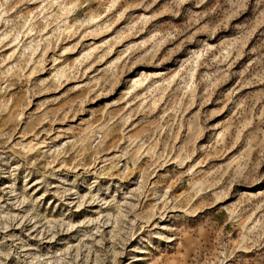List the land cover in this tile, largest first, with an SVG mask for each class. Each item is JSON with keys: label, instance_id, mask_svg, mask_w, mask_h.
I'll list each match as a JSON object with an SVG mask.
<instances>
[{"label": "rangeland", "instance_id": "374dc122", "mask_svg": "<svg viewBox=\"0 0 264 264\" xmlns=\"http://www.w3.org/2000/svg\"><path fill=\"white\" fill-rule=\"evenodd\" d=\"M0 264H264V0H0Z\"/></svg>", "mask_w": 264, "mask_h": 264}, {"label": "bare ground", "instance_id": "6f19581e", "mask_svg": "<svg viewBox=\"0 0 264 264\" xmlns=\"http://www.w3.org/2000/svg\"><path fill=\"white\" fill-rule=\"evenodd\" d=\"M69 2V1H68ZM66 3V2H65ZM64 4V3H63ZM70 4H72V2H70ZM60 6V5H59ZM62 6V5H61ZM68 6V4H64L62 7H60L61 8V11L64 13V16H68L69 15V13L71 12V10H72V8L71 7H67ZM71 6V5H70ZM98 18V16H96V15H93V14H90L89 15V22H94V21H96V19ZM64 19H67V17H65ZM66 23H68V22H65L64 23V26H65V24ZM68 26V25H67ZM97 27H98V24H97ZM67 28H69V27H67ZM67 28H65V29H67ZM30 32H32V29H30L29 30ZM141 82V81H140ZM140 85V84H139Z\"/></svg>", "mask_w": 264, "mask_h": 264}]
</instances>
